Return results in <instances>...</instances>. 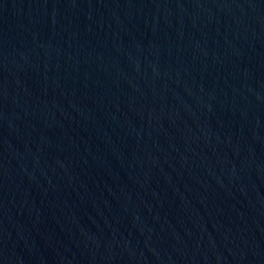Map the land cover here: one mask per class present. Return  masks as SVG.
<instances>
[{
	"label": "water",
	"instance_id": "95a60500",
	"mask_svg": "<svg viewBox=\"0 0 264 264\" xmlns=\"http://www.w3.org/2000/svg\"><path fill=\"white\" fill-rule=\"evenodd\" d=\"M0 264H264V0H0Z\"/></svg>",
	"mask_w": 264,
	"mask_h": 264
}]
</instances>
